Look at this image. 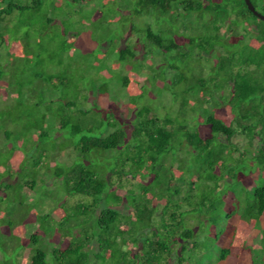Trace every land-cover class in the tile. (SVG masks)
<instances>
[{"label":"trees","instance_id":"16d2710c","mask_svg":"<svg viewBox=\"0 0 264 264\" xmlns=\"http://www.w3.org/2000/svg\"><path fill=\"white\" fill-rule=\"evenodd\" d=\"M251 1L264 15V0ZM58 2L53 6L60 7ZM45 4L48 0H0V40L6 41L7 34L16 31L20 19L13 16L40 12ZM131 5L124 13L127 20L147 16L150 23L144 31L132 23L128 34L135 37L130 44L113 48L115 62L134 64V72L141 74L137 63L152 59L148 80L162 83L161 89L174 96L176 115L159 114L152 105H141L138 94L129 112L116 100L101 104L99 97L92 100V89L84 92L85 101L94 102L92 106L76 100L60 103L63 113L53 127L58 126L60 134L66 130L81 134L75 146L83 156L66 168L54 167L52 175L66 194L58 229L43 227L49 216H39L44 238L60 232L66 241L51 252L54 264H97L101 259L114 264H186V253L202 243L198 229L206 222L212 231L206 239L223 234L214 229L218 221L214 214L228 191L233 201L245 202L247 219L264 218V184L253 183L251 192L242 178L257 171L259 179L264 177V21L248 9L245 0H134ZM66 29V35L75 30ZM46 30L41 29L40 37ZM20 31L13 36L15 43H22ZM92 37L90 44L95 47L88 52L93 54L99 40ZM59 49L55 56L62 53ZM18 54L28 60L27 66L33 64L34 58L22 51ZM2 57L0 45V85L7 74L18 73L8 82L17 83L21 90L42 77L38 72L28 77L20 70L23 65L6 72ZM51 79L54 88L69 82ZM131 81L129 75L119 78L125 87ZM139 83L144 94L146 83ZM100 90L102 95L108 93V89ZM220 110L230 112L232 120L218 115ZM40 131L35 137L38 148L48 133ZM43 149L37 166L44 157L53 160L56 156ZM244 167L248 171L241 175ZM200 186L203 196L197 193ZM11 188L8 185L5 191ZM39 238L31 236L30 264H48L49 252L40 247ZM230 253L223 248L219 260H226ZM251 257L253 264H264V258L258 260L252 253Z\"/></svg>","mask_w":264,"mask_h":264},{"label":"rangeland","instance_id":"374dc122","mask_svg":"<svg viewBox=\"0 0 264 264\" xmlns=\"http://www.w3.org/2000/svg\"><path fill=\"white\" fill-rule=\"evenodd\" d=\"M56 1H59L60 7L53 6ZM106 1L89 0L88 3L80 5L72 2L69 4L68 0H48V6L45 4L40 12L13 16L14 19H20V25L17 23L16 31L7 34L6 41L0 40L2 65L6 72L7 70L14 72L16 66L23 65L20 70L26 71L24 74L29 75L28 77H32L34 72L42 76L40 79L32 80L30 82L32 84L29 83L26 89L22 90L17 83H9V80H13L10 76L17 78L18 73L7 74L0 85V264H30L29 255L34 247L30 239L33 234H38L41 238L40 247L49 252L48 264H54L51 252L62 244L63 247L66 245L62 233L57 232L55 237L46 239L44 228L38 226L39 216L46 215L49 218L43 227L58 229L60 226L59 219L63 213L60 206L66 194L59 181L52 175L54 167L66 168L80 161L83 156L75 146L81 134L72 135L68 130L60 134L58 126L53 127L59 113H63L62 107H59L61 102L76 100L77 103L92 106L94 103L92 100L99 97L101 104L116 100L129 112L128 106L132 103L133 96L138 94L137 96L142 95L139 101L137 100L141 105H152L159 114L170 112L176 115L174 96L161 89L162 83L154 85L153 81L148 80L153 70L147 66L151 65L152 59L137 63L141 74L137 73L138 71L134 72V64H131L133 70L129 64L115 62L117 58L113 48L121 44H130L135 37L128 34L132 23L144 31L150 23L148 20L150 18L145 16L133 21L126 19L124 13L131 10L134 0ZM46 8H49V11H46ZM52 18L53 22L50 23L49 20ZM68 26L75 29L73 32L79 36L74 38L72 32L66 35L65 30ZM153 26L156 28L157 23L154 22ZM43 28L47 30L40 37ZM17 29L21 30L18 34L22 36L23 49L22 43L13 41ZM81 31L82 33H79ZM91 35L99 40L93 54L88 52L95 47L94 44H90ZM101 40L107 43L100 42ZM252 42L258 45L255 40ZM59 48H62V53L55 56V52H60ZM21 51L27 58L35 59L33 64L27 66L28 60L21 59L18 54ZM103 54L104 56H100ZM97 57L102 58L94 61ZM123 75L131 77L130 86L125 87L119 82ZM21 77L27 81L26 76ZM51 78H63L69 82L67 85L54 88ZM139 82L146 83L143 87L144 94L141 89L143 85ZM91 89L94 91L91 93L93 99L91 102L85 101L84 92ZM100 89L103 91L108 89V93L102 95ZM51 100L57 101L51 104ZM218 115L227 122L233 118L227 110L218 111ZM201 128L204 134L208 133L207 128ZM40 129L48 133L44 137L43 145H39L38 148V139L35 137L40 135ZM33 133L37 136L33 137ZM70 144H74L75 148L69 146ZM43 148L52 153L51 157L53 154L56 156L52 157L53 160L44 157L42 163L37 166L40 162L39 152L43 151ZM168 161L171 163V158ZM173 168V175L175 173L176 176V167ZM247 171V168L241 170V175ZM177 173L181 174L180 171ZM259 173L257 171L242 177L246 178L244 184L249 185L248 189L251 192L255 188L254 184L256 186L264 184V177L259 179ZM27 181H31L29 186L25 184ZM8 185L12 188L5 191ZM197 193L198 196L205 194L201 186ZM232 198L231 192L228 191L224 195L223 204L216 206L214 217L218 221L214 229L217 230L216 233L218 230L224 231L219 239H206L207 234L212 233L209 229L210 224L206 222L205 226L201 227L198 223L201 227L197 228L198 238L202 243L193 252L186 253V264H253L251 253L252 256L255 254L258 260L264 258V253L260 252L264 250V240L262 241L264 218L247 219L245 216L248 208L245 202L233 201ZM231 212L233 214L230 216ZM195 223L197 227V222ZM223 248L230 249L231 253L226 260L220 261ZM95 263L114 264L111 260L102 259Z\"/></svg>","mask_w":264,"mask_h":264},{"label":"water","instance_id":"95a60500","mask_svg":"<svg viewBox=\"0 0 264 264\" xmlns=\"http://www.w3.org/2000/svg\"><path fill=\"white\" fill-rule=\"evenodd\" d=\"M245 1H246V4H247L248 9H249L251 12H253L257 17H259L261 20L264 21V15L261 14V13H259V12L256 10V8H255V6L253 5L252 1H251V0H245Z\"/></svg>","mask_w":264,"mask_h":264}]
</instances>
